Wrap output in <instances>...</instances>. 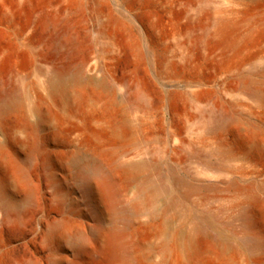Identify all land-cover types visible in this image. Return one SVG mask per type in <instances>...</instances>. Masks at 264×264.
<instances>
[{
	"label": "rangeland",
	"instance_id": "374dc122",
	"mask_svg": "<svg viewBox=\"0 0 264 264\" xmlns=\"http://www.w3.org/2000/svg\"><path fill=\"white\" fill-rule=\"evenodd\" d=\"M188 1L0 0V78L23 99L0 115L2 199L24 209L29 192L33 198L27 215L2 220L0 211V264H92L112 223L133 254L95 264H264V250L242 243L239 201L227 186H213L224 180L215 169L227 164L210 150L217 137L211 102L175 88L165 69L176 53L167 39ZM192 1L194 9L214 10L213 0ZM48 19L75 34L77 61L91 78L63 97L47 89L46 70L57 59ZM129 82L145 99L128 94ZM94 162L119 192L115 217L100 180L94 195L88 191ZM198 217L215 229L190 246ZM256 222L264 233V219Z\"/></svg>",
	"mask_w": 264,
	"mask_h": 264
},
{
	"label": "bare ground",
	"instance_id": "6f19581e",
	"mask_svg": "<svg viewBox=\"0 0 264 264\" xmlns=\"http://www.w3.org/2000/svg\"><path fill=\"white\" fill-rule=\"evenodd\" d=\"M213 5L214 10L207 12L194 9L192 0L182 4L183 18L174 25L167 39L168 47L172 44L176 53L172 60L166 58L165 69L175 88L187 91L196 102L203 99L211 102L210 129L216 132L217 137L210 150L227 164L215 169V173L224 180L213 186H227L239 201L242 243L248 251L259 252L264 250V233L257 230L256 222L257 217L264 219V0H213ZM48 20L50 23L53 21ZM50 26L54 35L49 45L57 59L46 70L47 89L49 93L63 97L71 90L84 87L91 78L86 75V64L77 61L80 49L72 30L68 26L57 27L54 22ZM208 65L213 67L210 76L205 73ZM12 80L18 83L22 79L16 74ZM127 84V92H134L135 100L145 99L137 83ZM22 102L17 88L0 78V115L20 107ZM37 150V147L32 148L33 152ZM93 165L96 171L87 177L88 191L94 195L91 185L100 180V190L108 200L107 214L115 217L119 192L108 178L99 175L103 165L99 162ZM15 173L17 179L25 183V169L18 168ZM4 193L2 183V220L10 217L11 212L18 216L29 213L33 205L30 192L24 209L5 206ZM103 218L101 213L96 216L99 224ZM191 226L187 234L190 246L194 245L196 236L209 234L215 229L205 217L194 219ZM57 230L58 227L53 226L50 233ZM109 232L93 255L92 264L103 258L115 260L133 254L131 245L124 242L114 223ZM84 245L82 242L81 249L85 248Z\"/></svg>",
	"mask_w": 264,
	"mask_h": 264
}]
</instances>
